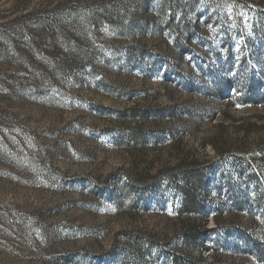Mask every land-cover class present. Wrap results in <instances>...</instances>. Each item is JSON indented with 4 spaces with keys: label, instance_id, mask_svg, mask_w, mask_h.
<instances>
[{
    "label": "rangeland",
    "instance_id": "374dc122",
    "mask_svg": "<svg viewBox=\"0 0 264 264\" xmlns=\"http://www.w3.org/2000/svg\"><path fill=\"white\" fill-rule=\"evenodd\" d=\"M263 94L264 0H0V264H264Z\"/></svg>",
    "mask_w": 264,
    "mask_h": 264
},
{
    "label": "trees",
    "instance_id": "16d2710c",
    "mask_svg": "<svg viewBox=\"0 0 264 264\" xmlns=\"http://www.w3.org/2000/svg\"><path fill=\"white\" fill-rule=\"evenodd\" d=\"M264 95V94H263ZM213 165L210 163L209 166ZM207 172L202 167L188 166L184 163L176 168L166 169L158 172L152 177L151 186H154L162 178L166 183L175 187L183 195V209L191 211L197 209L200 203L199 191L208 185ZM204 225L199 230L186 232L183 236L184 241L200 240L201 235L207 232ZM185 258L174 256L173 264H184ZM191 262V261H190ZM194 263V262H192Z\"/></svg>",
    "mask_w": 264,
    "mask_h": 264
}]
</instances>
